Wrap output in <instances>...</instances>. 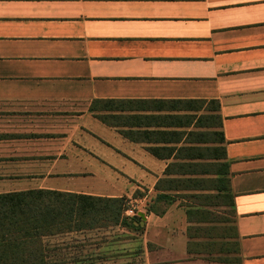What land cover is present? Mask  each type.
<instances>
[{"label": "crops", "instance_id": "obj_1", "mask_svg": "<svg viewBox=\"0 0 264 264\" xmlns=\"http://www.w3.org/2000/svg\"><path fill=\"white\" fill-rule=\"evenodd\" d=\"M106 101L120 109L89 111ZM184 101L219 105L221 128L209 131L225 140L239 263L193 250L201 240L187 237L178 201L161 216L141 210V232L48 238L50 264H264V0H0V195L120 198L83 186L122 177L155 192L173 159L139 134L184 131L154 125L187 114L172 104Z\"/></svg>", "mask_w": 264, "mask_h": 264}, {"label": "trees", "instance_id": "obj_2", "mask_svg": "<svg viewBox=\"0 0 264 264\" xmlns=\"http://www.w3.org/2000/svg\"><path fill=\"white\" fill-rule=\"evenodd\" d=\"M98 103L101 104L99 110L96 108ZM172 104H176V111L187 114L161 117L154 125L159 129L171 127L184 131L139 134L160 145L147 149L151 155L163 161L173 159L166 166L163 178L154 186L157 200L166 202L165 206L179 201L189 224L187 237L201 240L194 246L197 252L212 259V248L223 254L222 247H228L225 239H231L232 251L239 254L238 243L234 241L237 236L225 140L222 132L209 131L221 128L219 105L204 101ZM119 109L117 102L106 101L95 102L89 111L111 113ZM203 109L206 113L216 114L197 116ZM94 117L108 127H117V116L95 114ZM121 135L134 141L132 132H121ZM127 208L125 198L48 190L0 195V264H50L47 260L49 246L45 240L60 235L116 226L141 232L140 220L124 215ZM145 213L161 216L165 209L157 213L148 208ZM236 262L239 263V258Z\"/></svg>", "mask_w": 264, "mask_h": 264}, {"label": "rangeland", "instance_id": "obj_3", "mask_svg": "<svg viewBox=\"0 0 264 264\" xmlns=\"http://www.w3.org/2000/svg\"><path fill=\"white\" fill-rule=\"evenodd\" d=\"M129 171L131 175L136 176L134 172L131 171V169ZM85 186H83V190H85L87 193L94 194L96 196H123L120 198H125L128 201V208H131L136 214H142L143 212H141V210H146L148 208L149 210H154L159 213L163 211L166 205V202H161L157 200L156 192H149L146 187L140 185L138 182L127 180L123 177L119 178L118 180L108 181L89 180L86 182ZM130 189L133 190L131 198L133 200L138 199V202L134 203L133 205L132 203H129V199L125 196V192H128ZM139 200H141V202H139ZM173 204H178V202ZM139 225L141 226V223ZM201 235H204V232L201 233ZM45 242L48 246L52 247V239H46ZM192 248L193 250L195 249L193 246ZM212 249L214 250L211 255L212 259L220 261L228 260V262L236 263L232 247H222L223 251L221 253L223 254H218V249L215 247H213ZM229 253L231 254L229 255Z\"/></svg>", "mask_w": 264, "mask_h": 264}, {"label": "built area", "instance_id": "obj_4", "mask_svg": "<svg viewBox=\"0 0 264 264\" xmlns=\"http://www.w3.org/2000/svg\"><path fill=\"white\" fill-rule=\"evenodd\" d=\"M124 215L129 218H136L139 214L134 213L131 208H127V210L124 212Z\"/></svg>", "mask_w": 264, "mask_h": 264}, {"label": "water", "instance_id": "obj_5", "mask_svg": "<svg viewBox=\"0 0 264 264\" xmlns=\"http://www.w3.org/2000/svg\"><path fill=\"white\" fill-rule=\"evenodd\" d=\"M137 221L140 220V223L144 221V216L143 214H139L136 218H135Z\"/></svg>", "mask_w": 264, "mask_h": 264}]
</instances>
